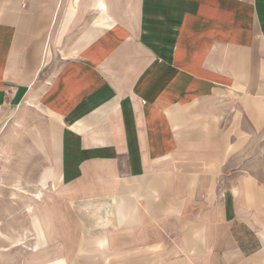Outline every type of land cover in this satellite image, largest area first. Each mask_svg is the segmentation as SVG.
<instances>
[{"label":"crops","instance_id":"obj_1","mask_svg":"<svg viewBox=\"0 0 264 264\" xmlns=\"http://www.w3.org/2000/svg\"><path fill=\"white\" fill-rule=\"evenodd\" d=\"M22 106L57 129L32 231L60 212L76 264H264V181L229 167L264 135V0H0V113Z\"/></svg>","mask_w":264,"mask_h":264},{"label":"rangeland","instance_id":"obj_2","mask_svg":"<svg viewBox=\"0 0 264 264\" xmlns=\"http://www.w3.org/2000/svg\"><path fill=\"white\" fill-rule=\"evenodd\" d=\"M54 124L52 118L33 106H22L19 110L0 113V264H76L74 260L83 257L82 252L73 251L77 245L81 247V235H76L80 231H64L60 220L65 219L60 218V212L57 220L52 222H57L63 228L62 231H32L35 221L31 197L33 194L39 195L41 190L35 189L33 182L40 171H47L50 178L55 179L54 146L57 129ZM263 138L264 135L261 139L246 140V147L232 157L229 167L237 170L238 175L259 176L264 181ZM18 181L24 184V189L16 187ZM48 191L42 189V201L46 200ZM18 193L27 198L25 231H18V228H23L18 226V212L22 210ZM7 215L10 218H3ZM45 221L50 222L43 217V224Z\"/></svg>","mask_w":264,"mask_h":264}]
</instances>
